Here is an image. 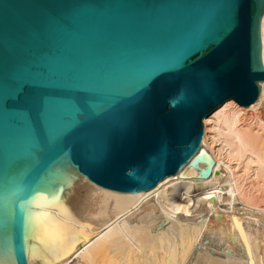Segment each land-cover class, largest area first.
I'll list each match as a JSON object with an SVG mask.
<instances>
[{
  "label": "water",
  "instance_id": "obj_1",
  "mask_svg": "<svg viewBox=\"0 0 264 264\" xmlns=\"http://www.w3.org/2000/svg\"><path fill=\"white\" fill-rule=\"evenodd\" d=\"M0 0V264H56L191 161L228 100L264 119V0Z\"/></svg>",
  "mask_w": 264,
  "mask_h": 264
},
{
  "label": "bare ground",
  "instance_id": "obj_2",
  "mask_svg": "<svg viewBox=\"0 0 264 264\" xmlns=\"http://www.w3.org/2000/svg\"><path fill=\"white\" fill-rule=\"evenodd\" d=\"M251 105L206 116L183 170L56 264H264V119Z\"/></svg>",
  "mask_w": 264,
  "mask_h": 264
},
{
  "label": "snow or ice",
  "instance_id": "obj_3",
  "mask_svg": "<svg viewBox=\"0 0 264 264\" xmlns=\"http://www.w3.org/2000/svg\"><path fill=\"white\" fill-rule=\"evenodd\" d=\"M233 5L234 7H233L232 20H233V24L236 26L241 23L244 3L243 0H235Z\"/></svg>",
  "mask_w": 264,
  "mask_h": 264
},
{
  "label": "rangeland",
  "instance_id": "obj_4",
  "mask_svg": "<svg viewBox=\"0 0 264 264\" xmlns=\"http://www.w3.org/2000/svg\"><path fill=\"white\" fill-rule=\"evenodd\" d=\"M142 203H143V202H141L140 205H141ZM124 216H129V217H131V218L133 219V218L135 217V214H134L133 209L128 210V211L125 213ZM124 216H123V217H124Z\"/></svg>",
  "mask_w": 264,
  "mask_h": 264
}]
</instances>
